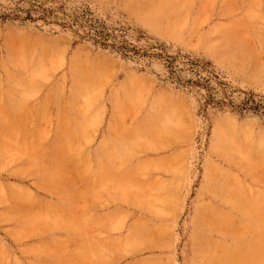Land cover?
<instances>
[{
    "label": "rangeland",
    "instance_id": "374dc122",
    "mask_svg": "<svg viewBox=\"0 0 264 264\" xmlns=\"http://www.w3.org/2000/svg\"><path fill=\"white\" fill-rule=\"evenodd\" d=\"M0 264H264V0H0Z\"/></svg>",
    "mask_w": 264,
    "mask_h": 264
},
{
    "label": "bare ground",
    "instance_id": "6f19581e",
    "mask_svg": "<svg viewBox=\"0 0 264 264\" xmlns=\"http://www.w3.org/2000/svg\"><path fill=\"white\" fill-rule=\"evenodd\" d=\"M87 94V93H86Z\"/></svg>",
    "mask_w": 264,
    "mask_h": 264
}]
</instances>
